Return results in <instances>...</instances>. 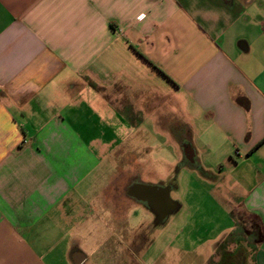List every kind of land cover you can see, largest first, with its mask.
Instances as JSON below:
<instances>
[{"label": "crops", "instance_id": "1", "mask_svg": "<svg viewBox=\"0 0 264 264\" xmlns=\"http://www.w3.org/2000/svg\"><path fill=\"white\" fill-rule=\"evenodd\" d=\"M186 168L240 212L217 264H264V0H0V264L170 263Z\"/></svg>", "mask_w": 264, "mask_h": 264}, {"label": "rangeland", "instance_id": "2", "mask_svg": "<svg viewBox=\"0 0 264 264\" xmlns=\"http://www.w3.org/2000/svg\"><path fill=\"white\" fill-rule=\"evenodd\" d=\"M162 143L161 158H157L158 156L154 154L152 158L138 159V162L142 163V178L146 181L167 179L173 173V168L179 163L180 154L177 151V145L168 138ZM120 164L121 167L124 166L123 163ZM204 177V174L196 176L192 169L186 168L180 175L179 192L172 191L170 194L173 199L180 198L182 208L177 221L158 231L160 236L163 234L166 238L168 245L164 255L172 257V261L168 264H211L215 259L214 264H217V261L218 263L222 262L225 256L221 254L217 258L218 253L213 254L216 250L214 245L223 239L224 230L234 232L239 226V223L230 221L231 217L228 214V211L232 210L233 219L236 221L239 219L240 212L233 209L236 206L234 202H210L206 193ZM194 179L197 180V186L196 183H193ZM128 212L136 215L139 219L141 216L143 221H149L146 213L139 206H131ZM175 229L177 230L175 231ZM230 240V238L224 240L226 245ZM225 243L220 244V249L223 250L226 246ZM215 256L216 258H214ZM138 257L136 255H116L115 261L116 264H142L144 261L142 262ZM171 257L168 259L170 260ZM164 258L161 256L158 264H166L163 262ZM148 261L150 262L151 259Z\"/></svg>", "mask_w": 264, "mask_h": 264}, {"label": "flooded vegetation", "instance_id": "3", "mask_svg": "<svg viewBox=\"0 0 264 264\" xmlns=\"http://www.w3.org/2000/svg\"><path fill=\"white\" fill-rule=\"evenodd\" d=\"M187 160H189V159H187ZM139 184H140V182L133 183L130 186L131 187L130 190H132L134 194H138L140 197H145L146 200H150V193L151 192L145 190L144 188L143 189L140 188L141 185H139ZM159 189H160V187H159ZM159 196H160V194H159ZM158 201H160V199ZM146 204H149V206H151L152 209H154L156 221L160 220V218L162 217L163 211H167V210L169 211L171 209L168 204H165L163 202H156L155 204H153L151 202H146Z\"/></svg>", "mask_w": 264, "mask_h": 264}, {"label": "water", "instance_id": "4", "mask_svg": "<svg viewBox=\"0 0 264 264\" xmlns=\"http://www.w3.org/2000/svg\"><path fill=\"white\" fill-rule=\"evenodd\" d=\"M149 188H150V187H146V188H144V189H145V190H149ZM149 191H150V190H149Z\"/></svg>", "mask_w": 264, "mask_h": 264}]
</instances>
